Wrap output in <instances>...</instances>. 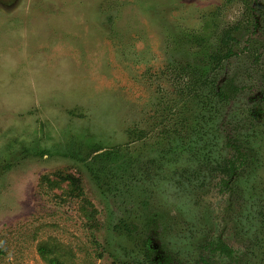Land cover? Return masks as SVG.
<instances>
[{"label": "rangeland", "instance_id": "obj_1", "mask_svg": "<svg viewBox=\"0 0 264 264\" xmlns=\"http://www.w3.org/2000/svg\"><path fill=\"white\" fill-rule=\"evenodd\" d=\"M244 13L243 0H0V264H149L120 221H148L174 264H264V120L240 100L213 106L203 79L182 93L172 66L201 70L194 53ZM236 35L219 79L255 91L264 40ZM233 140L248 160L229 177Z\"/></svg>", "mask_w": 264, "mask_h": 264}, {"label": "trees", "instance_id": "obj_2", "mask_svg": "<svg viewBox=\"0 0 264 264\" xmlns=\"http://www.w3.org/2000/svg\"><path fill=\"white\" fill-rule=\"evenodd\" d=\"M251 0H243V2L246 4L247 8L249 7V2ZM225 36L221 38L222 43L227 44V38L230 37L229 36V31H225ZM251 37V36H250ZM231 38V37H230ZM234 47L233 46H229L227 48V51L224 54H219L216 52V48H212L211 49V53H203V55L201 54H197L194 53V55L191 57V60H194V65L195 66H203L201 67V70H199V67L196 68V71L193 68V71L190 69L189 66H179V65H172L173 68H175L178 72H179V76H182V74L187 73L188 80L187 82H189V85L187 83H185V86L180 85V87H182L181 91L182 93H186V92H190L194 91L193 89H195V86L198 83V80L203 79L202 81L204 82V84H208L210 86V92L208 93L210 95V98L207 99L208 102H211L212 105L214 106V101L216 104L217 98L219 99V103H221L222 101L225 102H229V101H239L240 100V104H242L241 106L245 109V113H246V117L248 118H261L263 119L264 117V81L262 79H259L258 81H260V84L262 83V87L260 86V90L263 92L262 95H257V93L252 94L251 92L248 91V89L246 88H241L239 89L235 82L233 81V79L231 78H221L219 79V77L221 76V73H223V66H222V59H224L225 57H230L232 52H233ZM216 53H215V52ZM255 59H256V67H259V69L261 68V64H260V57L255 55ZM189 62V61H188ZM187 62V63H188ZM264 67V66H263ZM204 68V69H202ZM258 69V70H259ZM188 70H190V72H188ZM197 75H199L197 78ZM193 76V77H192ZM223 79V80H222ZM198 94V93H195ZM207 95V93L205 94ZM198 97V95H197ZM200 97V96H199ZM213 98V101H212ZM203 102V100H201ZM218 104H216L217 106ZM238 142H235L234 144V148H236V152L233 153L237 156L230 158L228 162H224L223 164V170L224 171H228L231 173H234L235 170L238 171V168L235 166V164H237V161L239 160V158L243 155V151H241L240 146H238L237 144ZM246 149V148H245ZM246 151V150H245ZM71 157H76L80 158V155L78 151L76 152H70ZM82 161L86 162V160L84 159V157L82 158ZM230 168V169H229ZM67 179L70 180V183L72 185L73 188V193L75 191H78L80 193V183H79V178H76L73 175H67L66 176ZM96 177V176H95ZM230 177V176H229ZM82 194V193H80ZM220 248L224 251V252H228V254H230L231 248L224 242L222 241L220 243ZM42 253L47 252L46 249H44L43 247L40 248ZM149 251V250H148ZM1 252V250H0ZM147 254H149V256H151V251H149ZM49 262L51 264H60L59 261L55 258V257H50L49 258ZM155 264H169L168 262V257H166L164 260L162 259H156V261H151Z\"/></svg>", "mask_w": 264, "mask_h": 264}, {"label": "flooded vegetation", "instance_id": "obj_3", "mask_svg": "<svg viewBox=\"0 0 264 264\" xmlns=\"http://www.w3.org/2000/svg\"><path fill=\"white\" fill-rule=\"evenodd\" d=\"M243 4L245 6V13H244V16L242 17V19H240L236 23L226 27L224 29V31H223V36L222 37L225 36V33H224L225 31H229L230 32L229 36L231 38L228 37L226 39L227 40V44L222 43V40H221L222 37H220L218 42L215 43L216 52L219 53V54H224L225 55V53L227 51V48L229 46H233L234 49H235V50H233V52H232L230 57H225L224 59H222V61H221L222 63L221 64L224 67L223 68L224 70H226L228 62L233 57V55L236 53V49H237L236 45L237 44H234V43L238 42L237 40H235L237 38V35H236L237 32H247L248 33V38L247 39H249L250 36L252 38L254 35H261V37L264 40V9L262 7H260V6H257L256 0H251L249 2V7L248 8H247L248 5L246 6V4L244 2H243ZM260 71H262V72H260ZM263 71H264V69L262 70V66H261V68L258 70L259 74L255 75V78L256 77H258L259 79L264 78V72ZM225 78H229V77H225ZM258 80L256 82L257 84L255 83L254 84V88H252V89H255V91H251L250 90V92L252 94L257 93V95H262L263 92L260 90V86L262 87V83L260 84V81H258ZM263 81H264V79H263ZM256 85H258V87H256ZM263 85H264V83H263ZM261 120H264V117H263V119H261V118L260 119L259 118H250L249 121H250V123H253V125H254L256 122L258 123ZM231 143H230L231 147L234 148L235 141L233 140ZM245 150L242 152L243 155L237 161L238 164L241 163V165H243L248 160V158H247V149H245ZM235 152H236V148H234L233 152L231 153L232 155L231 154H227L228 157L232 158V156L233 157L237 156V155L233 154ZM95 153H98V150H96ZM230 158L226 159V158L223 157L221 159V161L218 162L219 163L218 165H220L222 167L224 162H228ZM235 166L237 168H239L237 166V164H235ZM224 172L226 173V171H224ZM108 174L109 173L107 172V175ZM228 176H232V175L230 173H228ZM95 179L98 182H100L99 175L96 176ZM107 188H109V187H107ZM151 222H153V220ZM114 228H116V231H118L119 234L130 236V237L133 238V240H134V238L141 239L142 244H143L142 256L147 261V263L155 264L153 262H150L151 259H152V261L153 260L156 261V259L164 260L166 257H168L169 264H174L175 261H174L173 257L169 255V253L167 252L166 249L163 248V249L159 250L158 247H156L154 239L152 238V232H150V229H149L150 227H149V222L148 221L146 222V224L143 223V225L141 227L140 226L138 227L137 223L135 221L132 222V223L130 222L129 224H128V222H124L123 221V223H122V221H120L119 223L115 224ZM221 242L222 241H218L215 244V246L213 247L215 249V251H219V252L223 251L220 248L221 247L220 246ZM230 248H231V251H230L229 255H232L234 253V250H233L232 247H230ZM148 250L151 251V253H152L151 256H149V254H147L149 252ZM223 253L228 254V252H224V251H223ZM204 260H205L204 261L205 264H214L212 261L206 260V258Z\"/></svg>", "mask_w": 264, "mask_h": 264}]
</instances>
